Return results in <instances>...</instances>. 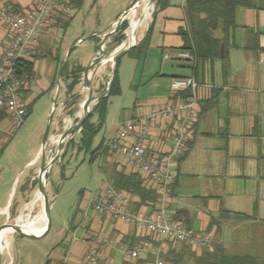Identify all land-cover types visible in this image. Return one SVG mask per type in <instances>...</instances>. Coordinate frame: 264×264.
Wrapping results in <instances>:
<instances>
[{
	"label": "crops",
	"instance_id": "1",
	"mask_svg": "<svg viewBox=\"0 0 264 264\" xmlns=\"http://www.w3.org/2000/svg\"><path fill=\"white\" fill-rule=\"evenodd\" d=\"M166 1L167 5L156 10L150 24L153 29L155 19L161 18L163 30L160 32V43L155 46L150 44L149 36L146 50L157 49L161 61H178L176 54L185 41L182 33L187 30L185 4L181 10H176L172 9L171 0ZM253 3L254 8L238 9L235 13L234 37L226 44L227 73H223L221 64L219 77L216 76L215 66L220 60H215L211 66L205 63L199 67L198 80L203 87L198 91V117L191 130L187 150L174 164L175 182L169 211L172 220L180 214V222L185 227L209 234L221 254L247 258L245 264H264V0H253ZM0 4L11 6L19 12L28 9L31 0H0ZM7 40L8 31L0 24V59ZM46 42L44 37L37 48L42 52L40 57L32 59L31 74L34 82L31 88L27 92H20L28 110L27 117L31 113V104L37 98L48 95L51 102L56 93L53 83L60 72L57 69L59 55L62 53L65 56L68 50L63 41L55 49ZM187 65L179 68L171 65L169 71L164 72V65L158 63L156 76L165 79L160 85L166 90L137 99L129 120L113 125L110 130L107 125L108 100L102 128L106 129L105 135L96 141L101 130L93 140V148L102 145L92 160L101 164L99 169L103 177L100 185L93 193L82 194L60 237L41 252L37 264H90L86 262L85 254L92 248L105 254L109 264H150L153 261L157 243L152 236L138 231L135 224L97 214L93 205L103 189L112 188L113 179L117 175L136 173L120 155L110 150L108 140L115 137L118 128L124 123L143 119L151 109L161 108L171 101V82L192 76L191 64ZM60 104L63 106L64 102ZM6 120L10 119L7 117L0 122V127ZM68 120L69 117L64 121L65 127L69 125ZM58 129V122L55 121L53 131ZM170 130V123H157L150 127L146 140L149 154L164 155L169 152ZM132 142L133 138H128L127 143ZM38 157L39 149L29 167L26 166L27 169L20 172L19 178L12 182L14 188L5 205L0 208V215L10 214L9 207L13 198L18 197L22 201L32 194L36 196L37 184L34 186L33 183L40 164ZM35 166L36 169H32ZM20 209L19 205L16 215H20ZM151 210V205L140 204L136 197H131L132 213L149 215ZM21 224L27 223L25 221ZM16 235L10 239L11 235L5 238L2 260L5 255L10 256V260L2 263L31 264L32 256L23 252V245L27 247L35 241L18 235L21 241L17 243ZM170 245L164 257L166 264H185L190 261L196 264L195 257L202 252H186L188 247L184 245ZM141 247L144 250L137 259L125 258L124 250ZM5 250L7 254L4 255ZM96 264L105 263L99 261Z\"/></svg>",
	"mask_w": 264,
	"mask_h": 264
},
{
	"label": "rangeland",
	"instance_id": "2",
	"mask_svg": "<svg viewBox=\"0 0 264 264\" xmlns=\"http://www.w3.org/2000/svg\"><path fill=\"white\" fill-rule=\"evenodd\" d=\"M132 0H84L81 7L68 14L67 19H71L70 25L66 32L59 27H54L45 36L48 44L52 49L60 47L62 41L68 46V49H73L71 56H68L67 62H69L70 69H74L76 66L84 68L88 61L98 52L101 37L96 41L91 38L93 35L105 34L114 29L112 24L118 20L122 11L129 5ZM173 6L172 9L181 10L184 6L185 0H171ZM155 0L153 5L149 7V17L143 19V11L140 6L135 15H131L127 18V27L122 31L123 39L119 43H113V38L118 35V30L112 34L105 43L104 50L106 51V58H110L120 48L121 45H127L128 31L130 21H140V26L135 31V44L142 36L145 35L153 18L155 10ZM163 30L162 20L160 17L155 19V23L150 34L149 43L157 45L160 43V32ZM87 39L85 42L79 44L77 40ZM96 43H99L96 45ZM135 45V46H136ZM134 46V47H135ZM41 51L38 53L39 58ZM66 55V54H65ZM147 57V58H146ZM35 58V59H36ZM34 59V60H35ZM146 59V62H145ZM156 60L154 63L153 61ZM65 56L61 53L59 55V61L57 69L60 68L61 63H64ZM163 64L164 72L169 71V66L173 67H186L189 62L186 61H161L157 49L146 50L143 60H137L131 58L125 54L119 58L117 66V74L119 79V87L121 94L119 96L109 97V109L107 125L108 130L113 125L129 120L131 113L133 112L134 104L137 99H143L152 94L166 90L160 83L165 80L164 78L157 77L158 63ZM157 64V65H156ZM181 64V65H180ZM221 61L216 63L215 71L216 76L219 77V71ZM114 65L106 63L100 65L92 74L91 81L93 85V97H102L106 94L108 89V83L112 77L114 71ZM181 69V68H180ZM157 77V78H156ZM169 80V79H168ZM71 80L64 81L63 77L57 76L53 86L59 84V98L57 106L54 110L52 120L48 126V138L49 141L46 147L47 159L52 158L56 153V136L60 135L65 127L64 121L68 119L70 113L76 109V115L73 119V123H76L81 118L80 104L85 99L87 91L83 89L81 79L80 83L74 88L72 94L68 95L66 86ZM157 88H155V85ZM162 84V83H161ZM56 92V91H55ZM54 96L49 103V96H41L37 98L31 104V113L24 120L23 125L15 129L10 120H6L2 127H0V208H2L6 200L9 198V194L12 193V182L19 178V173L24 172L29 167L30 161L36 156V152L41 146L43 134L47 124V117L50 106L52 104ZM64 102V107L60 103ZM96 103H93L90 107V111L94 108ZM95 118V117H94ZM95 121V119H93ZM58 122V131L54 130V123ZM64 126V127H63ZM62 128V129H61ZM54 135V133L59 132ZM106 129L104 128L96 137V141H100L105 135ZM79 135V134H78ZM78 135L72 139L78 140ZM95 141V142H96ZM64 145L62 146V148ZM3 149V150H2ZM39 161L40 158L38 157ZM91 155L84 152L77 153L76 149H69L67 153L57 160L48 173L46 174V188L49 200L53 201L50 209L51 228L46 236L41 240H32L29 246L24 247L23 252L29 253L32 256L31 264H37V261L41 259V252L51 246V243L58 240L60 234L68 224L72 212L76 207L79 199L83 193L94 192L100 185V181L103 177V173L100 171L99 162H91ZM40 165V164H39ZM27 166V167H26ZM35 166L32 169H36ZM15 191H13L14 193ZM35 195H31L29 198L22 199V201L15 197L12 199L9 213L0 215V225L2 222L14 224L15 222L20 224L28 220L35 219L36 215L42 209L41 201H35ZM22 204V205H21ZM21 206L22 212L20 215H16L18 206ZM21 218V221H18ZM16 235L11 234L9 239ZM15 240L21 241V237L16 235ZM22 241H24L22 239ZM23 242H21L22 244ZM17 247V245H16ZM17 251V248H16ZM191 252V251H190ZM193 253V252H191ZM7 254L5 250L4 255ZM16 256V252H14ZM10 260V256H4L2 262ZM5 263V262H4ZM2 263V264H4ZM185 264H194L193 262H186Z\"/></svg>",
	"mask_w": 264,
	"mask_h": 264
},
{
	"label": "built area",
	"instance_id": "3",
	"mask_svg": "<svg viewBox=\"0 0 264 264\" xmlns=\"http://www.w3.org/2000/svg\"><path fill=\"white\" fill-rule=\"evenodd\" d=\"M72 11L70 0H31L30 7L20 12L0 4V24L8 31L0 59V111L7 115L15 129L23 125L26 115V103L20 92L28 91L34 82L33 75L24 72L21 63L31 62L32 54L48 31L54 28L55 20L66 18ZM176 59L194 62V57L182 51L176 54ZM170 86L173 95L187 90L189 96L171 100L161 108H153L143 119L124 123L115 137L107 142L110 150L120 155L134 172L141 175L144 184L155 191L153 210L149 215L132 213L131 197L112 188L103 189L93 205L97 214L135 224L138 231L153 237L157 246L150 264H166L164 257L169 244H181L192 251L211 250L213 245L209 234L198 233L170 218L174 164L187 150L191 130L198 117V91L203 85L190 76L174 79ZM157 123L171 125V147L164 155L149 154L146 148L150 127ZM130 137L133 138L131 144L127 143ZM143 250L142 247L124 250L123 254L126 259L134 260ZM85 260L90 264L99 261L109 264L108 257L94 248L87 251Z\"/></svg>",
	"mask_w": 264,
	"mask_h": 264
},
{
	"label": "trees",
	"instance_id": "4",
	"mask_svg": "<svg viewBox=\"0 0 264 264\" xmlns=\"http://www.w3.org/2000/svg\"><path fill=\"white\" fill-rule=\"evenodd\" d=\"M83 1L84 0H70L71 9L73 11L77 10L81 7ZM166 5V0H155V10L158 8H164ZM254 7L255 5L253 0H185L184 12L187 30L182 33L185 41L184 46L179 51L187 52L189 55L194 57V62L189 63L191 64L190 68L192 69V77H194L195 80L200 82L198 80L199 67L205 63H209L211 66L215 60L221 61L223 73H227L228 64L226 44L233 40L234 37V31L236 29L235 13L238 9H251ZM155 12L156 11L153 13V18L155 16ZM70 21L71 19L66 20V18H57L53 26L57 28L59 27L65 31L69 27ZM126 27L127 23L123 22L118 30V35L113 38L114 44L119 43L123 39L122 31L126 29ZM151 29L152 26L149 25L145 35L135 47L128 51L127 55L133 59H142L148 46ZM94 39L98 41V38L94 37ZM221 45L223 46L222 53H220ZM72 52L73 49L70 50L69 57ZM38 53L39 51L37 49L32 54L31 58L35 59L38 57ZM118 61L115 64L112 81L108 86L106 94L99 98L94 108L90 111L89 117L82 124L78 140H71L67 146V151L69 149H76L77 153L84 152L85 154H90V163L97 151L102 148L101 144L98 147L93 148V140L102 130L105 123L108 99L109 97L119 96L121 94L117 74ZM62 65L63 62L59 68V76L63 77L64 81L69 79L71 80V82L66 86L67 94L70 95L72 94L74 88L80 83L83 68L81 66H76L74 69H70L69 62H66L64 66ZM21 67L24 72L32 73V60L31 62H22ZM188 96L189 91H180L176 93V95L174 94L171 100L175 101L177 98L186 99ZM25 111L26 118L28 110L25 109ZM94 116H96L95 122L92 121ZM6 118L7 115L3 111H0V122ZM33 184L35 186L37 181H34ZM111 187L117 191L126 193L130 197H136L140 204L151 205L153 210V206L156 201V193L153 189L144 184V180L140 174L131 173L126 176L117 175L113 179ZM179 215H175L174 221L180 222L181 218ZM170 247L172 246L170 245ZM188 249H185L186 252L191 251ZM247 260L248 259L244 257L225 256L221 254L220 248L214 246V244L212 245L211 250H202L201 254L195 257L196 264H245L244 261ZM137 264L141 263L138 262Z\"/></svg>",
	"mask_w": 264,
	"mask_h": 264
},
{
	"label": "water",
	"instance_id": "5",
	"mask_svg": "<svg viewBox=\"0 0 264 264\" xmlns=\"http://www.w3.org/2000/svg\"><path fill=\"white\" fill-rule=\"evenodd\" d=\"M154 0H149L148 2V7H151L153 5ZM141 6V0H132L129 5L122 11L120 14L119 18L117 21H115L112 26H114V29L109 31L108 33L105 34H97L91 36V38H96V37H101L100 45L98 48V52L88 61L86 66L83 68V71L81 73V83L83 89L87 91V95L85 99L82 101L80 104V109H81V118L79 121L76 123H73V119L76 115V109H74L70 115H69V125L64 127L62 133L58 136H56V153L55 155L47 159L46 157V147L47 143L49 141L48 138V126L51 121V117L54 113V110L57 106L58 103V94H59V84H57V89L56 93L54 95V98L52 100V104L50 106L49 112H48V117H47V124L46 128L43 134L40 150H39V158H40V165L36 177L37 181V193L39 194V200L42 203V211L45 217V223L42 231L38 234L27 231L23 228L21 224L14 223V224H9V223H4L0 226V264H2V252L4 249V244L2 242V235L7 231V230H12V233L20 235L24 238L27 239H39L47 235L51 228V218H50V209L53 204L52 200H49L48 194H47V188H46V174L52 167V165L62 158L64 154L67 152V146L68 143L74 139L80 132L81 126L84 123V121L89 117L90 115V107L93 103H97L100 97H93V85L91 81V77L93 72L100 66L106 63H111L112 65L115 66L116 62L119 60V58L125 54L128 53L130 49H132L136 44H135V34L132 39V41L129 40L127 41V45H121L120 48L114 53L113 56L110 58H106L107 54L106 51L104 50L105 43L109 39V37L114 34L119 26L127 21V18L132 14L135 13L136 10ZM140 23V21H139ZM130 28V26H129ZM87 39L79 40L78 43L81 44L85 42ZM71 49H68L65 55V61L62 66L67 62L69 53ZM223 52V46L221 45L220 47V53ZM222 55V54H221ZM113 76V74H112ZM112 81V77L108 83ZM64 147L62 148V146Z\"/></svg>",
	"mask_w": 264,
	"mask_h": 264
},
{
	"label": "bare ground",
	"instance_id": "6",
	"mask_svg": "<svg viewBox=\"0 0 264 264\" xmlns=\"http://www.w3.org/2000/svg\"><path fill=\"white\" fill-rule=\"evenodd\" d=\"M148 2L149 0H141V7H142V11H143V19L146 18V15L148 14L147 18L149 17V7H148ZM135 15V13H132L131 16L133 17ZM146 18V19H147ZM141 24L138 22V21H134V20H131L130 21V28H129V31H128V37H129V40L132 41L133 37H134V34H135V31L136 29L140 26ZM56 143V141H55ZM35 201H39V194L36 193V196H35ZM18 221L20 222L21 221V218L18 219ZM43 222V223H42ZM27 224H24L21 225L23 226V228L27 231H30V232H33V233H40L44 227V223H45V217H44V214H43V211L42 209L40 210V212L36 215L35 219L33 220H28L26 221ZM42 223L40 226L39 224ZM39 226L38 228H33L31 226ZM12 234V230H7L3 235H2V242H4L3 244L5 245L6 244V240L5 238L9 235ZM5 240V241H4Z\"/></svg>",
	"mask_w": 264,
	"mask_h": 264
}]
</instances>
